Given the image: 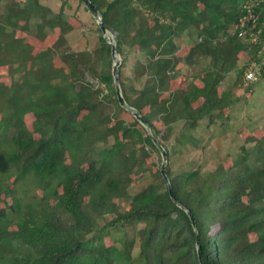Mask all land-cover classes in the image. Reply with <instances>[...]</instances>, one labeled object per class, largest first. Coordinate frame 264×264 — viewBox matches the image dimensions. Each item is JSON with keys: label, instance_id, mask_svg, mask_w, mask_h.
I'll use <instances>...</instances> for the list:
<instances>
[{"label": "trees", "instance_id": "1", "mask_svg": "<svg viewBox=\"0 0 264 264\" xmlns=\"http://www.w3.org/2000/svg\"><path fill=\"white\" fill-rule=\"evenodd\" d=\"M60 1L0 0V201L17 184L42 193L0 203L1 261L264 264V127L242 139L232 119L264 81L243 82L264 59V4L251 42L230 35L246 0H91L115 34L122 96L166 151L172 200L159 152L118 105L110 45L96 25L94 48L72 51L76 12ZM231 132L238 146L213 152ZM135 173L144 184L131 193Z\"/></svg>", "mask_w": 264, "mask_h": 264}, {"label": "rangeland", "instance_id": "2", "mask_svg": "<svg viewBox=\"0 0 264 264\" xmlns=\"http://www.w3.org/2000/svg\"><path fill=\"white\" fill-rule=\"evenodd\" d=\"M67 1L70 3L71 7L70 8L65 7L66 12L68 14H73L72 12L75 11L76 14L74 15L77 17L76 19L72 18V21L76 24L77 28L72 33L67 35V39L72 51L81 52L84 50L93 49L97 43V33L95 32L96 23L94 22L93 18L88 14V12L85 11L83 4L78 6L76 0H67ZM42 3L50 6L54 11H57L59 9V6L61 5L60 0H42ZM113 39L115 40L114 36ZM186 49L187 47L183 46V49L179 53V56L181 57L182 60L179 62L178 68L181 70L183 74L189 75L191 72L194 71V68L188 67L184 62V59L187 54ZM15 68L16 66L12 67L11 68L12 71H14ZM127 73L128 70H125V74ZM4 76H6L5 71L0 68V79L3 80ZM86 79L87 81L95 84V81H93L88 75H86ZM224 87L225 84L223 83L222 88ZM243 93H244L243 89H239L236 94L242 95ZM246 116L248 117L246 118ZM232 119L233 121H237L238 119L239 128L237 131L242 139L250 134L251 135L254 134L252 133L254 131L253 130L254 128H256L257 130H261L264 127V81H258L256 83L254 87L253 95L251 97L248 96V101L245 104V106L241 107V109L236 113L234 112ZM245 119H247V121ZM25 123H27V126L30 125V122L25 121ZM2 129L3 132L6 131L4 128ZM259 132L260 131H258L257 133L255 132V134H259ZM240 137H237V135H235V132H231L228 133L227 136H225L222 139L214 140L210 144V147L212 148L213 152L217 151L220 154H225L228 151L231 152L234 147L236 148L238 146V144L241 141ZM109 141L110 143H112V139H110ZM1 149L6 154H10L12 152V147L5 140H2ZM192 154L195 156V158L197 157V159L199 157L201 158L199 152H195ZM157 159L158 157L155 154L153 160L155 162H158ZM183 160L184 159H182V161ZM226 164H228V162H226ZM208 167H212V163H209ZM9 175L13 177L16 176L14 172H10L9 174H7V176ZM129 177L131 179L129 191L131 193H135L137 192V190L140 189V187L143 186L144 181H141V177L139 173L130 174ZM26 191L28 194L25 196ZM41 196L42 193L40 190H35L31 186H26V185L20 186L19 184H17L11 186L10 193H8V195L6 196L4 194L1 195L2 200L0 201V203L4 202L3 199L5 198L6 200L5 202H7L6 206L9 207L10 204L12 203L13 197L23 198V200L27 202L32 197H34V199H38ZM55 200L51 199L50 204H55ZM115 245H117L116 247H119L118 244ZM0 264H13V262L7 263L6 260L3 262L0 259Z\"/></svg>", "mask_w": 264, "mask_h": 264}, {"label": "water", "instance_id": "3", "mask_svg": "<svg viewBox=\"0 0 264 264\" xmlns=\"http://www.w3.org/2000/svg\"><path fill=\"white\" fill-rule=\"evenodd\" d=\"M79 1L83 4V6L87 10L88 14L93 18V20L96 23L98 29L100 30L101 35H102L103 39L105 40V42L108 45H110V47H111V60H112L111 76H112L113 86H114V89H115V96H116L118 105L124 111L128 112L142 126V128L144 129L146 135L149 137V139L153 143L154 147L159 152L160 159H161L159 170H160L161 176L163 177L164 181L166 182L169 196H170V198L172 200H174V197H173V194H172V186H171L170 180H169V178L167 177V175L164 172V168H165L166 163H167L166 151L163 148V146L159 143L158 139H156L152 135L148 123L143 119L141 114L135 108L129 106L125 102V100H124V98L122 96L121 88H120V82H119V67L121 65V61H120L119 56H118L117 51H116L115 40L113 39V36H115V34L111 30H107L105 28V26L103 24V20H102L101 14L98 11V9L93 5L91 0H79ZM175 203L188 216V218H189V220H190V222L192 224L193 230L196 233V238H197V242L196 243L198 245L197 228H196V223L194 221V218H193L192 214L189 212V210H187V208H185L179 202L175 201ZM198 256H199V261L201 263V258H200L199 252H198Z\"/></svg>", "mask_w": 264, "mask_h": 264}, {"label": "built area", "instance_id": "4", "mask_svg": "<svg viewBox=\"0 0 264 264\" xmlns=\"http://www.w3.org/2000/svg\"><path fill=\"white\" fill-rule=\"evenodd\" d=\"M261 4H264V0H246L243 5L245 14L239 22L233 26L230 35H237L240 38L248 36L249 40L254 42L260 32L256 25L261 9L260 7L262 6ZM261 71H264V59L261 60V63H257L255 60L251 61L245 72L244 84L246 85L255 81Z\"/></svg>", "mask_w": 264, "mask_h": 264}]
</instances>
